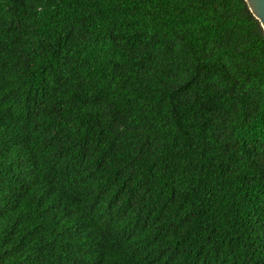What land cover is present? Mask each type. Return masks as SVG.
Instances as JSON below:
<instances>
[{"label": "trees", "instance_id": "16d2710c", "mask_svg": "<svg viewBox=\"0 0 264 264\" xmlns=\"http://www.w3.org/2000/svg\"><path fill=\"white\" fill-rule=\"evenodd\" d=\"M0 264H264L248 0H0Z\"/></svg>", "mask_w": 264, "mask_h": 264}, {"label": "water", "instance_id": "95a60500", "mask_svg": "<svg viewBox=\"0 0 264 264\" xmlns=\"http://www.w3.org/2000/svg\"><path fill=\"white\" fill-rule=\"evenodd\" d=\"M252 11L261 19L264 26V0H248Z\"/></svg>", "mask_w": 264, "mask_h": 264}]
</instances>
